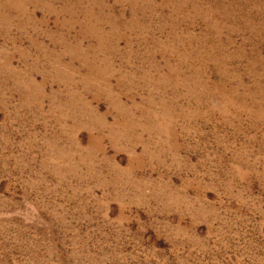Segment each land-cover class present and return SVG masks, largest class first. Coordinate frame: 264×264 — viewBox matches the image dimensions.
<instances>
[{"label":"rangeland","instance_id":"rangeland-1","mask_svg":"<svg viewBox=\"0 0 264 264\" xmlns=\"http://www.w3.org/2000/svg\"><path fill=\"white\" fill-rule=\"evenodd\" d=\"M0 264H264V0H0Z\"/></svg>","mask_w":264,"mask_h":264}]
</instances>
